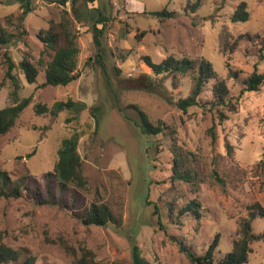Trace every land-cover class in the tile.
I'll list each match as a JSON object with an SVG mask.
<instances>
[{"label":"rangeland","instance_id":"374dc122","mask_svg":"<svg viewBox=\"0 0 264 264\" xmlns=\"http://www.w3.org/2000/svg\"><path fill=\"white\" fill-rule=\"evenodd\" d=\"M242 1L248 4L250 18L234 22L232 14ZM197 2L78 0L80 14L100 7L110 17L101 64L88 60L98 53L92 25L75 19L71 0L66 5L35 0L23 21L18 1L0 0V23L15 34L11 42L0 45V109L14 103V91L18 99L31 97L15 125L0 135V169L10 174L11 186L26 176L23 184L39 188L47 197L49 182L44 175L53 171L62 139L77 133L88 181L78 192L77 210L104 202L115 216L106 225H86L60 204L37 202L22 186V196L0 198L4 243L35 256L34 264H75L85 250H91L100 264H133L134 245L150 264H191L178 242L202 253L216 232L221 233L217 256L232 249L249 205L256 201L264 205V85L241 93L248 76L264 72V0H202L194 10L188 6ZM162 9L175 14L160 18L150 13ZM64 10L77 34L80 77L65 86H42L53 52L37 34L51 21H61ZM235 42V49H230ZM6 53L16 64L15 83L6 76ZM145 55L155 62L169 55L206 57L226 79L233 110L225 109L227 118L220 121L221 106L212 105L209 89L198 105L183 111L163 96L139 88L144 77L158 78ZM25 56L39 69L37 83H29L19 66ZM230 69L238 77H231ZM163 82L175 100L188 96L192 88L187 76L166 75ZM69 98L84 101L86 108L57 116L35 112L36 103L51 106ZM116 98L131 118H137V112L128 106L137 104L154 123L162 122L163 131L144 135L118 110ZM175 159L181 161L183 177L174 172ZM192 200L202 204L200 219L184 211ZM66 201L73 202L71 193ZM253 230L264 231L263 218L253 222ZM251 246L247 264H264V239ZM0 264H23V258Z\"/></svg>","mask_w":264,"mask_h":264},{"label":"trees","instance_id":"16d2710c","mask_svg":"<svg viewBox=\"0 0 264 264\" xmlns=\"http://www.w3.org/2000/svg\"><path fill=\"white\" fill-rule=\"evenodd\" d=\"M21 5L22 13L19 19L23 21L25 17L33 11V3L35 0H15ZM69 0H58L62 5H66ZM78 0H71L72 12L77 21L91 22L94 41L96 43L98 53L94 57H89L88 60L95 59L98 63L103 64L104 59V42L103 37L105 28L109 21V16L106 15L100 7H93L89 15H82L76 9ZM94 2L96 0H87ZM202 0L197 3L190 4L192 9L201 5ZM145 12V11H144ZM160 18L171 17L175 14L174 11L165 9L150 12ZM250 18V11L246 1L240 2L233 14L232 21H247ZM102 25V26H99ZM145 34V32H143ZM258 35V34H257ZM255 35V37L257 36ZM15 34L9 32L0 23V45H6L13 40ZM37 37L45 45V47L53 52L51 59L46 63L45 81L42 86H65L77 80L80 77L78 71V57L80 47L77 42V34L73 29V21L68 16V11L64 10L63 18L59 22L51 21L49 27L41 29ZM235 42L230 49H235ZM227 45V43H226ZM226 48V46H225ZM8 68L6 76L16 82L13 70L16 67L12 57L6 53ZM145 63L151 68L152 72L157 77L147 76L138 83V87L146 91L163 96L170 103L176 104L183 111H187L189 107L198 105L202 94L209 89L212 94L211 103L213 106L219 107V119L224 121L227 118L225 109L233 110L230 107L229 87L225 78L218 75L212 62L206 57L177 58L174 55H169L160 62H155L151 56L145 55L143 57ZM43 62V59L40 60ZM88 63V61H87ZM20 68L24 72L29 83H37L39 69L36 64L24 57L19 63ZM166 75L177 77H190L192 80V88L188 96L175 100L169 93L168 88L163 82ZM231 77H238L237 71L229 70ZM264 85V72L254 71L250 76L244 80V87L241 93L245 91H257ZM16 99L12 105L0 109V135L6 134L16 123L20 113L31 103V97H24L18 99L16 91L13 92ZM115 105L118 110L124 115L126 119L133 121V124L138 127L141 132L146 135H156L163 131L162 122L154 123L146 111L141 109L137 104H130L137 112V118H131L125 111V107L120 104L118 98L115 99ZM86 108L84 101H75L71 98L67 100H57L51 106L45 103H36L34 105L37 114H51L57 116L64 110H72L78 113ZM129 120V121H130ZM97 125L99 119L97 118ZM79 135L72 134L65 137L61 141L58 149V160L53 171L46 172L45 178L49 182L47 188V197H44L39 188L29 187L23 184V178L17 182L15 186L10 174L0 169V198L1 197H20L22 196V186L34 200L37 202H46L51 204H60L72 216L79 218L84 224L106 225L111 221H115V216L107 203L92 202L88 207H85L82 212H78V192L87 186V178L83 173V160L78 150ZM231 149V146H228ZM34 153L29 154L31 156ZM264 163V159H263ZM181 161L175 159L174 172L178 177H183L180 168ZM55 183V187L52 183ZM59 190V193H57ZM73 195V202L66 201V194ZM156 206V205H155ZM158 207L156 206V209ZM184 211H190L200 219L202 212V204L199 201H190L184 206ZM264 219V205L256 201L249 205L247 214L243 216L238 223L237 236L232 241V249L228 252H221L217 256V250L221 243V233L216 232L212 241L209 243L205 252L199 253L193 249V246L188 245L185 241H179V249L189 259L191 264H247L249 256L252 252L251 244L253 241L264 239V231L262 233H255L253 230V222L258 218ZM74 251V249H73ZM23 258V264H34L35 256L31 254H24L21 250H17L7 245L2 240V232L0 230V263L13 262ZM133 264H150L141 255L138 245H134L132 252ZM75 264H100L94 259V254L91 250H85L82 256L75 260Z\"/></svg>","mask_w":264,"mask_h":264}]
</instances>
